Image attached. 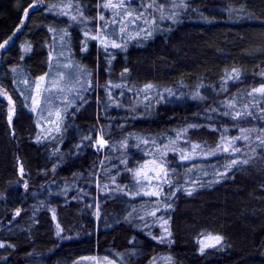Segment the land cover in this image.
I'll return each mask as SVG.
<instances>
[{"label": "trees", "instance_id": "obj_1", "mask_svg": "<svg viewBox=\"0 0 264 264\" xmlns=\"http://www.w3.org/2000/svg\"><path fill=\"white\" fill-rule=\"evenodd\" d=\"M0 45V264H264V0H0ZM58 48L85 87L39 138Z\"/></svg>", "mask_w": 264, "mask_h": 264}, {"label": "rangeland", "instance_id": "obj_2", "mask_svg": "<svg viewBox=\"0 0 264 264\" xmlns=\"http://www.w3.org/2000/svg\"><path fill=\"white\" fill-rule=\"evenodd\" d=\"M109 2L113 4L116 2V0H100V3L103 7ZM66 13L70 18L71 16H74L72 12ZM110 15L112 16L113 14ZM109 21L110 18L106 23H108ZM54 51L56 57L48 73L37 78L33 82H30L28 79H22L19 81L21 83L20 89L24 93L23 97L26 99L27 97L29 98L30 108L36 116V125L38 132L37 135L39 138L48 137L58 129V124L59 120L61 119L63 107H66L70 101L74 100L77 97L78 89L80 87L81 89L85 87V73L81 71V68L70 63L71 61H69L66 57L67 54L63 55L64 52H62L60 48H58L57 50L54 49ZM64 56L66 58H63ZM70 69L73 73L71 76V78L73 79L72 83L65 88H60L61 86L59 87V83L66 82L63 81V79L65 78V76L67 77V72ZM260 76L264 78V73ZM0 91L2 93H5L2 89H0ZM47 94H49V96L53 98L49 99L47 97ZM3 95L4 98L8 97V95L6 94ZM101 141H103V143H101ZM108 144L109 141L102 135H99L93 143L94 150L101 153L106 149ZM210 242L211 241H209L208 239H203L202 243L208 245V243ZM88 264H120V259H116L115 257L111 258L110 256L98 255L92 257L91 261H88Z\"/></svg>", "mask_w": 264, "mask_h": 264}, {"label": "snow or ice", "instance_id": "obj_3", "mask_svg": "<svg viewBox=\"0 0 264 264\" xmlns=\"http://www.w3.org/2000/svg\"><path fill=\"white\" fill-rule=\"evenodd\" d=\"M104 7H112V8L123 7V0H121V3L119 5L112 4L111 2H109L108 4H105ZM148 7H152V5H148ZM117 15H120V13H117ZM125 15L127 17H131V19L128 21V23H135L136 21L142 19V15L143 14L136 15V16L133 17L132 16V13L128 12V13H125ZM101 19H103V17H101ZM122 23H124V22L122 21ZM144 23H148V21L145 19L144 20ZM126 27H127V24H125L124 27L121 28V31L123 32ZM5 43H7V41ZM0 47H3V45H0ZM113 47H119V45H116L115 43H113ZM41 79H43V78H41ZM147 87H151V85H148ZM253 92H257V93L264 94V86H261L260 88H257V89H253ZM241 115L242 114L237 113V117H239ZM248 115H251V113H248ZM245 131L246 130L241 129V132L242 133L245 132ZM240 139L247 140L248 139V136L247 135H242V136L235 137V138H233L232 141H229L228 142V146H224L223 141H222V143L217 146V151L229 152L231 150L233 153L239 151L240 149L234 147V141L235 140H240ZM101 143H103V141H101ZM261 143L264 144V140H261ZM199 147H200L199 145H193V148L194 149L195 148H199ZM181 158L182 159H189V157L184 156V155H182ZM236 163H238V161L233 160L228 167L231 168V166L234 165V164H236ZM242 163H245L246 164V163H248V161L247 160H244V161H242ZM161 168H162V166H161ZM164 174L166 175L167 173H164ZM137 175H139V173H137ZM145 194L146 195H150V196L151 195H159L158 192H147ZM188 194L191 195V192H189ZM17 215H19V213H17ZM214 239L217 241V243H219V241H220L221 238L220 237H215ZM2 246L3 245H0V247H2Z\"/></svg>", "mask_w": 264, "mask_h": 264}]
</instances>
